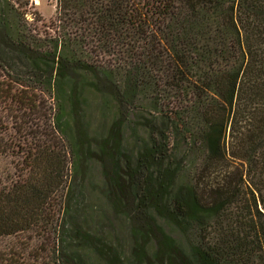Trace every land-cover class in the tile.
Listing matches in <instances>:
<instances>
[{
	"label": "trees",
	"instance_id": "1",
	"mask_svg": "<svg viewBox=\"0 0 264 264\" xmlns=\"http://www.w3.org/2000/svg\"><path fill=\"white\" fill-rule=\"evenodd\" d=\"M55 1L39 36L30 0H0L18 88L0 131L19 122L26 146L0 169V264H264V0ZM91 161L129 222L126 260L87 226L74 184Z\"/></svg>",
	"mask_w": 264,
	"mask_h": 264
},
{
	"label": "rangeland",
	"instance_id": "2",
	"mask_svg": "<svg viewBox=\"0 0 264 264\" xmlns=\"http://www.w3.org/2000/svg\"><path fill=\"white\" fill-rule=\"evenodd\" d=\"M55 2V0H30V4L27 7V15L31 16V19H27V21L28 24L35 28L37 33H39V36H43V31L47 29V27L44 28V25L47 26L49 22L55 18ZM13 73L14 72L9 68H6V70L0 69L1 116L6 112V109H3L4 102L1 97L7 94L11 95V92H9V88H12V93L17 88V86H14L11 81V79L14 77ZM35 93L43 101V111H47V109L52 104V100L45 94H42L40 92ZM93 99L94 98L91 99L93 111L89 114V116L92 119V129H96L97 127L101 126V114H99V112L97 111L96 104L93 103ZM10 107L11 109L15 108L13 104H11ZM39 115H42V113H39ZM18 126L19 122L15 124V122L11 120L6 126L8 129L6 131L7 133L4 134L3 128H1L2 131H0L2 133L0 134V139L2 138L4 142L17 145L14 149H12L11 152H7L8 154L6 155L0 153V169H8L10 172L15 174L18 173L22 163V156H20L21 148L26 147L22 142L23 134L14 132V128L17 129ZM123 146L125 152L129 154H135L137 147L133 139L130 138L128 131H125ZM67 168L68 170H70L69 166H67ZM68 170L65 171V174L68 173ZM83 171L87 174V178H81L82 175L78 176L75 181L76 184H74V187H76V189H84V201H81L80 205L85 209L86 213H89L87 226L91 230L103 235L109 242L114 244L126 260L129 258L131 254V248L133 246L129 233V222L126 219L115 214L112 210V207L110 206V203L105 198L107 187L105 185L106 183L104 182L103 169L100 163L97 161H91L86 164V168L83 169ZM158 222L163 225L165 231L169 235L174 237L176 240L184 242V239L177 231L172 230L159 219ZM91 256L92 261L94 262V256Z\"/></svg>",
	"mask_w": 264,
	"mask_h": 264
},
{
	"label": "built area",
	"instance_id": "3",
	"mask_svg": "<svg viewBox=\"0 0 264 264\" xmlns=\"http://www.w3.org/2000/svg\"><path fill=\"white\" fill-rule=\"evenodd\" d=\"M27 19H31V16H28V15H27Z\"/></svg>",
	"mask_w": 264,
	"mask_h": 264
}]
</instances>
